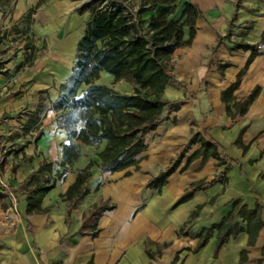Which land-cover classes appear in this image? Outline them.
<instances>
[{"label":"crops","instance_id":"1","mask_svg":"<svg viewBox=\"0 0 264 264\" xmlns=\"http://www.w3.org/2000/svg\"><path fill=\"white\" fill-rule=\"evenodd\" d=\"M81 1L0 0V48L9 39L21 46L0 71V149L9 150L5 177L22 217L14 214L7 237L16 232L0 242V264H240L244 249V264H264V226L252 246L244 230L215 256L214 230L194 252L199 234L220 224L235 200L249 209L264 205V0H182L202 15L192 44L177 48L171 62L175 80L164 96L178 108L145 133L137 166L123 170L101 164L106 140H76L78 158L63 162L69 138L58 103L91 18V10H77ZM238 79L231 104L255 88L259 94L233 117L223 92ZM96 83L126 94L134 89L107 71ZM203 141L217 143L216 156L195 155ZM168 169L166 185L151 187ZM80 172H90L81 187L86 194L67 197ZM51 182L41 197L45 210L29 213L30 198ZM235 222L247 228L238 213Z\"/></svg>","mask_w":264,"mask_h":264},{"label":"trees","instance_id":"2","mask_svg":"<svg viewBox=\"0 0 264 264\" xmlns=\"http://www.w3.org/2000/svg\"><path fill=\"white\" fill-rule=\"evenodd\" d=\"M178 1L138 0L140 5L137 11L117 2L112 4V8H100V3L96 2L82 9L91 10V18L78 44L73 75L63 85L62 99L58 103V107L63 108L59 116L60 125L67 130L69 138L68 143L64 144V163L72 164L78 158L80 150L76 140L94 145L106 140L105 148L98 152L103 166L112 170L137 166L136 155L146 147L145 133L157 126L167 109L178 108L177 102L164 96L167 84L175 80L171 62L177 48L192 44L197 32V20L202 15L194 2L185 1L180 16H172L177 10ZM145 12H152L148 19L143 17ZM255 54L253 50L251 58ZM102 71L112 74L114 83L123 79L130 82L134 87L133 92L120 93L112 86L96 83ZM239 82L238 79L223 92L228 113L233 117L244 114L259 94V88H255L248 97L231 104L235 99L233 91ZM202 144L195 155L203 154L204 159L217 155V143L203 141ZM92 164L93 161L90 166ZM171 174L172 170L162 171L150 181V186L162 189ZM89 175L90 172H80L65 195L81 198L86 194L87 191H82L81 187ZM215 180L199 182L196 188H204ZM53 185L51 182L36 191L35 197L29 200V213L45 210L40 207L41 197ZM199 209L192 213L191 219L199 214ZM263 209L261 202L254 209H249L241 205V200H235L233 209L220 224L199 234L194 252L206 245L214 230H217L215 256L223 244L244 230L249 233L248 244L254 245L264 226ZM236 213L247 222L246 229L235 222ZM13 219L14 214L9 213L6 214L5 223L0 221V238L10 234ZM148 252L153 256L151 251ZM247 260L248 250L244 249L240 264Z\"/></svg>","mask_w":264,"mask_h":264},{"label":"built area","instance_id":"3","mask_svg":"<svg viewBox=\"0 0 264 264\" xmlns=\"http://www.w3.org/2000/svg\"><path fill=\"white\" fill-rule=\"evenodd\" d=\"M96 2L100 3V8H112V4H108L107 0H82L78 5L77 10L81 11L84 7L91 6L96 4ZM138 9H135L137 11ZM4 26L2 29H5ZM17 47H21L19 41L14 39H9L5 49L0 48V71H7L6 62L8 59L12 58L15 54V49ZM8 149L3 146L0 149V192L5 194V196L9 197L12 203H14L15 209L17 211L16 203L17 199L15 193L13 192L10 184L6 180V172L10 169L8 163ZM12 207V206H10ZM13 208V207H12ZM14 209V208H13ZM18 212V211H17Z\"/></svg>","mask_w":264,"mask_h":264},{"label":"rangeland","instance_id":"4","mask_svg":"<svg viewBox=\"0 0 264 264\" xmlns=\"http://www.w3.org/2000/svg\"><path fill=\"white\" fill-rule=\"evenodd\" d=\"M108 4H113V3H124L125 5H129L130 7H132L131 9L135 10L138 9L140 3L138 2V0H107ZM183 8V4H182V0L177 2V10L176 12L172 15L174 17H179L181 14ZM147 15H149V13H143V17L146 18ZM147 19V18H146ZM168 114H170V110H166L165 111V115L164 117H166ZM12 206L14 208V211H12V209H10L9 207ZM15 212L17 214V216L20 218H22L19 213L16 211L14 203L11 202L10 199L7 198V196H5V194L0 192V221L2 223L6 222V214ZM16 232V227L14 228L13 233L10 235H14V233ZM9 236V237H10ZM9 237H4V238H0V242H3L5 239L9 238Z\"/></svg>","mask_w":264,"mask_h":264},{"label":"bare ground","instance_id":"5","mask_svg":"<svg viewBox=\"0 0 264 264\" xmlns=\"http://www.w3.org/2000/svg\"><path fill=\"white\" fill-rule=\"evenodd\" d=\"M12 210L14 211V209L12 208ZM12 214H16L15 212H12Z\"/></svg>","mask_w":264,"mask_h":264}]
</instances>
